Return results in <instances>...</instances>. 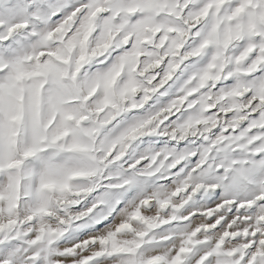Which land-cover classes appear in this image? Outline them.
Masks as SVG:
<instances>
[{"label": "snow or ice", "instance_id": "snow-or-ice-1", "mask_svg": "<svg viewBox=\"0 0 264 264\" xmlns=\"http://www.w3.org/2000/svg\"><path fill=\"white\" fill-rule=\"evenodd\" d=\"M0 264H264V0H0Z\"/></svg>", "mask_w": 264, "mask_h": 264}]
</instances>
